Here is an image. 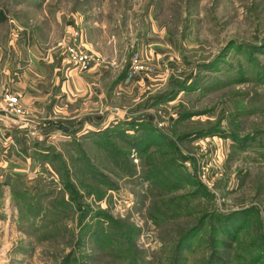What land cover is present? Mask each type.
I'll return each mask as SVG.
<instances>
[{
    "label": "rangeland",
    "instance_id": "obj_1",
    "mask_svg": "<svg viewBox=\"0 0 264 264\" xmlns=\"http://www.w3.org/2000/svg\"><path fill=\"white\" fill-rule=\"evenodd\" d=\"M3 7L0 121L29 126L15 147L0 144V264H205L212 252L223 264H264V0H0ZM71 20L85 23L72 32L100 51L92 69L102 65L101 109L76 98L66 110L37 113L20 99L21 113L11 112L4 98L23 39L42 32L49 48L67 43ZM135 57L150 71L118 83ZM116 112L120 120L108 121ZM133 120L152 125L164 145L158 138L142 155L124 145L140 134ZM148 161L165 189L146 180ZM236 213L234 236L214 232L215 216ZM201 218L204 232L177 252L175 237Z\"/></svg>",
    "mask_w": 264,
    "mask_h": 264
},
{
    "label": "crops",
    "instance_id": "obj_2",
    "mask_svg": "<svg viewBox=\"0 0 264 264\" xmlns=\"http://www.w3.org/2000/svg\"><path fill=\"white\" fill-rule=\"evenodd\" d=\"M68 22V34H71L75 27L79 29V26L84 31L85 23L76 20V25L73 27L74 21ZM41 29L37 30L40 31ZM87 29L85 30L87 31ZM88 31L90 32L91 30ZM27 35V37H32L30 34ZM85 39L84 33L83 38L80 35V41L84 40V43L81 41L83 47L89 52L100 54L99 50L97 52L93 50L96 48L95 41L90 40V38ZM46 41L47 37L42 32L36 37L23 39V57L17 63L13 62V68L15 73H17L14 74L16 78L10 85V93L17 95L29 112L42 113L45 109L52 112H56L58 109L66 110L70 108V103L74 102L76 98L87 100L85 104L101 109L105 96L101 89V79L104 76L102 65L96 66L87 73H79L67 60L65 51L66 39L56 41L57 43L50 48L47 47ZM90 99H93L94 103L90 102ZM63 104H65V107ZM61 106L64 108H59ZM119 114V112L113 113L108 121H117ZM19 120L5 119L0 121V144L10 141V147L13 148L12 146L15 147L16 143L20 142L22 134H25L26 126L29 125L27 121L22 123ZM105 122V118L101 121L86 120L82 122V125L83 128L85 126L88 130H93L94 127L105 125ZM80 124L81 122L78 123V125ZM47 127L52 128L53 132L58 135L57 129L51 123ZM11 128L15 130L11 131ZM42 129L46 130L45 127H39V133L45 132ZM5 152L0 148L1 154ZM3 171L6 172L4 168L2 169Z\"/></svg>",
    "mask_w": 264,
    "mask_h": 264
},
{
    "label": "trees",
    "instance_id": "obj_3",
    "mask_svg": "<svg viewBox=\"0 0 264 264\" xmlns=\"http://www.w3.org/2000/svg\"><path fill=\"white\" fill-rule=\"evenodd\" d=\"M7 21V16H6V12L4 10V7L0 9V24L4 23ZM126 75L127 72H124L119 80L120 82H123L126 79ZM116 82V85L118 84ZM182 88V86L180 87ZM118 124V125H117ZM115 127H111L108 130L111 131L112 133L116 132V128L119 129V126L124 125L125 122H118ZM130 126L134 128V126L138 129V131H140V134H138V136H124V138L121 139V141L123 142L124 145H128V147L131 148V150H134L135 152L138 153V155H142L144 153H146V150L149 148L150 145H153V142L157 143V139H161V142H158L159 146H163V137L160 134H157L154 130V127L150 124H144L143 121H137V120H133L130 121ZM128 124V125H129ZM119 133V132H117ZM133 135V134H132ZM92 140L94 139H99L101 138V133L100 132H93L92 133ZM106 138V137H105ZM153 141V142H152ZM115 151L117 153H122L125 152L129 153L131 152V150L127 151L124 149H117L116 147L114 148ZM150 156V154L148 155ZM160 157H164V155L160 156ZM147 173H146V180H152L155 179L154 182L159 184L163 189H165V186L163 184V182L161 180H158L162 177V171H158L155 169V164L156 162L154 161H148L147 162ZM168 190V189H167ZM166 190V191H167ZM238 215L236 214H225V215H218L215 216V218L213 219L214 222V226L216 224L217 227H215L214 232L216 234H224L227 236L226 232L229 234H232L233 236L236 234V230L233 228V226L231 227L230 222L233 221V219L235 218L234 216ZM239 218V217H238ZM237 218V220H238ZM205 218H201L200 219V223L197 226H194L190 229H188L187 231L183 232V233H178V236L175 237L174 240V244L177 248V252L178 249L183 248L184 246H188L190 245L198 236L199 234L204 232V221ZM225 226V227H224ZM229 227V230H226V228ZM225 229H224V228ZM224 230V231H223ZM178 238V239H177ZM178 261H182L181 258L178 259ZM224 262L222 261V259L218 258V256L216 255V253L212 252L208 255L205 264H223Z\"/></svg>",
    "mask_w": 264,
    "mask_h": 264
},
{
    "label": "built area",
    "instance_id": "obj_4",
    "mask_svg": "<svg viewBox=\"0 0 264 264\" xmlns=\"http://www.w3.org/2000/svg\"><path fill=\"white\" fill-rule=\"evenodd\" d=\"M66 56L69 64L79 73L89 72L93 66H95L99 59L93 53L87 51L81 41L78 32L74 31L71 33L65 45ZM150 67L144 65L140 59L135 57L130 65V71L126 80L132 78L134 75L144 71H150ZM7 102L10 111H14L17 114L21 113L20 110V99L13 94L7 93L4 98ZM7 107V111H9Z\"/></svg>",
    "mask_w": 264,
    "mask_h": 264
}]
</instances>
